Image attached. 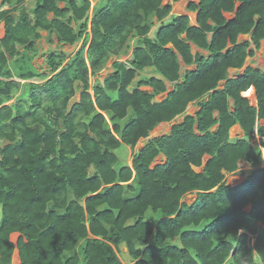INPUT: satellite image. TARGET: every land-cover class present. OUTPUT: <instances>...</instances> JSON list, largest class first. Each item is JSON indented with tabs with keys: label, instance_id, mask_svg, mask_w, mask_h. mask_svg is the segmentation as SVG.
<instances>
[{
	"label": "trees",
	"instance_id": "trees-1",
	"mask_svg": "<svg viewBox=\"0 0 264 264\" xmlns=\"http://www.w3.org/2000/svg\"><path fill=\"white\" fill-rule=\"evenodd\" d=\"M177 1L107 0L91 15V0H0V264H13L15 249L20 264H124L122 246L128 264H264V167L243 184L225 180L242 161L262 163L252 139L264 120V73L249 66L225 91L215 90L227 68L255 55L264 0H192L198 25L180 14L150 36ZM42 31L50 42L82 41L68 61L50 53V73L31 62ZM241 34L251 39L239 42ZM192 43L208 55L194 54ZM131 48L130 66L115 61L92 94L90 76ZM181 61L197 68L182 77ZM167 81L173 90L157 100ZM252 86L257 109L243 95ZM205 95L197 119L186 115L135 152L132 165L116 167L118 148H134ZM228 96L245 138L229 137ZM161 153L167 162L152 166ZM207 153L214 156L206 172H197ZM193 192L192 203L183 201Z\"/></svg>",
	"mask_w": 264,
	"mask_h": 264
},
{
	"label": "rangeland",
	"instance_id": "rangeland-1",
	"mask_svg": "<svg viewBox=\"0 0 264 264\" xmlns=\"http://www.w3.org/2000/svg\"><path fill=\"white\" fill-rule=\"evenodd\" d=\"M107 0H91V12L90 14L92 15L93 13V8L94 7H98L99 5L103 4L104 2H106ZM189 1L191 0H179L175 3H173V11L172 13H170L167 17H165L163 19V21H160V22H155V25L153 26L152 28V31L150 32V36H153L155 34V32L157 31V29L159 28V26L161 24H166V23H169L170 21L173 20L174 17H176V15L180 14V13H184V14H187L191 17V21L194 22L195 21V13L194 12H190L187 10V5L189 3ZM171 2V0H164V4L166 3H169ZM62 6H64V3H61ZM50 16H52V14H50ZM233 14H228V17H232ZM155 21H156V18H154ZM2 28V25L0 24V29ZM42 34H43V37L38 39L37 42H36V50H33L31 55H32V59H31V62L33 64V66L35 68L38 69V71H41V72H49V67H48V64H47V59H48V56L50 53L52 52H59V53H64L66 55V58L68 61L69 59H71L73 56H75V54L78 52V50L80 49L81 45H82V41L81 42H78L76 44H63V43H59L56 39L55 36H53V41L50 42L48 41V33L46 31H42ZM243 38H246V37H241L240 40H243ZM249 39V38H247ZM131 45L132 47L135 45V39L133 38L131 40ZM168 46H171V44H169ZM250 49H254V52L256 54L257 50H256V47L255 46H251ZM196 51V47H193V52ZM262 52V51H261ZM261 52H257V53H261ZM254 57V56H252ZM133 58L132 56V48L127 52V53H124V54H121L120 56H112L111 59L106 63L105 67L97 74V75H91L90 76V85H91V89H90V92L93 94V85H95L96 82H99L100 84H103L105 79L111 75L115 69H114V62L115 61H122L124 63H126L128 66H130L129 64V61ZM183 62L181 61V74H183L187 69H194L195 68V65L192 67H186ZM252 64V63H251ZM243 65V64H242ZM249 65V63H245L244 62V65ZM50 73V72H49ZM153 72H151L150 70H147L145 69L143 71V74H146V75H150L152 74ZM51 75V74H50ZM158 75V74H156ZM16 80H20L18 77H14ZM47 80V79H46ZM46 80H40L39 78H33L29 81H33V82H40V83H45ZM23 82V80H21ZM168 90L167 91H170L173 89V83H168ZM143 89L145 90H151L150 87H143ZM19 92H17L14 96V99L10 102V103H14V102H17L19 100ZM166 95V93H163L161 95H158L157 96V99L160 100L162 99L164 96ZM78 99V96H75L73 97L71 100H70V103H69V109H71L72 105L75 104V102L77 101ZM45 100L47 101V97L45 98ZM194 103H199L198 102H195ZM192 108L193 109H189V113L190 115L194 116L192 114V110H197L198 109V106L196 104H192ZM197 108V109H196ZM182 121H184V117L181 119ZM173 121V120H172ZM170 124L167 125V128L166 129H169L171 128V124H173L174 122H168ZM165 129V130H166ZM162 131V132H166V131ZM157 127H155V129L150 133L149 137L148 138H144V139H141L140 142H138V144L132 148L131 146H126V145H122L120 148H118L116 150V153L118 154V157H119V161L117 162L116 164V167H120L122 165H132V158H133V155L135 152H137L142 145H144L145 143H147L148 141H150L151 139H153L155 137V135L157 134ZM198 133H202V132H199L197 131ZM159 133V132H158ZM158 137V136H157ZM161 158H156V160L153 162L152 165H155L157 163H161L162 160H160ZM208 159V156H205L204 157V162ZM203 168V166L201 167H198L199 171ZM196 195L195 193H189L187 194L184 198H183V201H186L188 203H191L194 201ZM247 209H250V206L247 207ZM148 216L153 218V219H156L157 216H155V214H153L151 211L148 213ZM2 217V208H1V205H0V218ZM16 239V238H15ZM125 246H122L121 249H120V257L123 261L124 264H128L129 262V259H130V256H129V253L127 252V250H125Z\"/></svg>",
	"mask_w": 264,
	"mask_h": 264
},
{
	"label": "crops",
	"instance_id": "crops-1",
	"mask_svg": "<svg viewBox=\"0 0 264 264\" xmlns=\"http://www.w3.org/2000/svg\"><path fill=\"white\" fill-rule=\"evenodd\" d=\"M192 1V0H191ZM194 1H197V0H194ZM190 2V1H189ZM189 4V3H188ZM187 10L188 11H190L189 9H188V5H187ZM173 11V10H172ZM190 12H193V11H190ZM172 13V12H171ZM195 13V21L194 22H192L191 21V17L188 15V13L187 14H184V13H180V14H183V15H188L189 17H190V24L192 25V26H196V25H198V23H197V16H198V13L197 12H194ZM180 14H178V15H180ZM228 14H233V16L232 17H228ZM225 15H226V17L228 18V19H231V18H233L234 16H235V13H225ZM177 16V15H176ZM0 24L2 25V28L0 29V37H2L3 35H4V23L3 22H0ZM160 27V26H159ZM156 33V32H155ZM155 36V34L152 36V37H154ZM241 37H246V38H243V40H240V38ZM247 38H249V39H247ZM251 39V35L250 34H241L240 36H239V38H238V41L239 42H244V41H246V40H250ZM252 46H255V44H252ZM193 47H196V51L195 52H193ZM197 51H200V52H202L203 54H205V55H208V51H206V50H204V49H201L200 47H198L197 45H195V44H193L192 43V52L195 54ZM258 52V51H257ZM256 52V54L254 55V57H248L249 59L250 58H253L254 59V61L252 62V64H249V65H245L244 66V69H243V73H242V75L245 73V71L247 70V68L250 66V67H252V68H254V69H256V70H258L257 68H256V66L258 65V67L261 69V72H263L264 73V49H262V52L261 53H257ZM257 57H259V59H256ZM247 58V59H248ZM246 61V60H245ZM183 62V61H182ZM186 67H192V65L193 64H191V65H186L185 63H183ZM182 64V65H183ZM195 65V68L194 69H187V71L188 70H195L196 68H197V65L196 64H194ZM193 65V66H194ZM243 65H244V63H243ZM243 65H241V66H243ZM240 66V67H241ZM219 82V81H218ZM227 82V81H226ZM226 82H225V84H224V89H218V83H217V87H216V89L215 90H220V91H225V87H226ZM168 83H170V82H166V84H168ZM167 87H168V85H167ZM173 90V89H172ZM171 91V90H170ZM170 91H167L166 92V95H168V93L170 92ZM165 95V96H166ZM243 95L244 96H246V97H248L249 98V101H250V106H251V108L252 109H257V107H258V100H257V93H256V89L252 86L248 91H245V92H243ZM164 96V97H165ZM163 97V98H164ZM162 98V99H163ZM162 99H160V100H162ZM209 99V95H207L205 98H201V99H199V100H197L196 102H202V101H207ZM158 100V99H157ZM192 104H196L197 106H198V109L195 111V112H198L199 110H200V108H201V106H200V103H192ZM227 106H228V110H229V112H230V114L233 116V118H234V123L231 125V127L229 128V131H228V133H229V137L232 139V140H236V139H242V138H245L246 137V132L243 130V128H242V126H241V124H240V120H239V111H238V108H237V103H236V101L234 100V98H232L231 96H228V98H227ZM216 116H218L217 115V113H216ZM183 122V121H182ZM162 123H166V122H162ZM168 123V122H167ZM162 125H158L157 126V131L159 132H157V134L155 135V137H157V136H162V135H164V134H168V133H170L171 132V130H172V127H173V125L171 124V128H169V129H166L165 131L166 132H162V131H164V130H161L163 127H161ZM167 126V125H166ZM259 127H261V128H263L264 129V120H262V119H258L257 120V122H256V128H255V132H254V137H253V139H252V144L255 146V149L256 150H261L262 151V155H263V158H262V163L261 164H259V165H251V164H249V163H247V162H245V161H242L241 163H240V168L237 170V171H235V172H233V173H229V174H227V176H226V183L228 184V185H231V186H236V185H240V184H243L244 182H246L247 181V179H248V176L256 169V168H260V167H264V146H263V143H264V135H262V134H260L259 132H258V128ZM219 128V123H217V124H215L214 126H213V129L211 130V131H216L217 129ZM146 139V138H145ZM146 144V143H145ZM144 144V145H145ZM144 145H142L141 146V148L139 149V150H141L143 147H144ZM205 156H208V159L204 162V157ZM214 155H211V154H205L204 156H203V159H202V164L200 165V166H193V168L197 171V172H202V173H204V172H206V164H207V162H208V160L210 159V158H212ZM158 158H161L160 160H162V162L161 163H157V164H155V165H152V166H156V165H158V164H164V163H166L167 162V157L163 154V153H161L159 156H158ZM201 166H203V168L199 171V169H198V167H201ZM193 193H195V195H196V192H193ZM197 198V195H196V197H195V199ZM194 199V200H195ZM192 203V202H191ZM12 238L14 239V240H17L18 238H19V234H13L12 235ZM16 238V239H15ZM12 263L13 264H20V256H19V252H18V249H15V251H14V253H13V258H12Z\"/></svg>",
	"mask_w": 264,
	"mask_h": 264
},
{
	"label": "bare ground",
	"instance_id": "bare-ground-1",
	"mask_svg": "<svg viewBox=\"0 0 264 264\" xmlns=\"http://www.w3.org/2000/svg\"><path fill=\"white\" fill-rule=\"evenodd\" d=\"M262 49H264V34L262 35V37H261V39H260L258 45H256V50H257L258 52H261ZM132 59H133V58H132ZM132 59H131V60H132ZM256 59H259V57H257ZM131 60L129 61V63L131 62ZM253 61H254L253 58H250V59L248 58V59H246L245 63L247 62V63L251 64ZM256 68H257L259 71H261V69L258 67V65L256 66ZM243 69H244V66H241V67H229V68H227L226 71H225L224 76H223V77L219 80V82H218V89H224V84H225V82L228 81V80H233V81L238 80V79L242 76ZM186 71H187V70H186ZM186 71H185L183 74H181L182 77L184 76V74L186 73ZM206 96H207V95L203 96L202 98H205ZM195 102H196V101H195ZM192 103H194V102H189V104H188V106H187V110H186L184 113L178 115L175 119H173V121H170V122H174V123L172 124L173 126L178 125V124H181V123H182V120H181V119H182L183 117H185L186 115H190L189 111H190L191 109H193V108H192ZM188 108H189L190 110H189ZM216 113H217V112H214V116L216 115ZM192 114H193L194 117L197 119V112H195V110H192ZM168 124H170V123H167V122H166V123H160V125H162L161 127H163L161 130H165V129L167 128L166 125H168ZM209 129L212 130V129H213V126H210ZM195 131H196V133H198V132H197V131H198V125H197V123H195ZM157 157H158V156H157ZM157 157H156V158H157ZM156 158H155V160H156Z\"/></svg>",
	"mask_w": 264,
	"mask_h": 264
}]
</instances>
